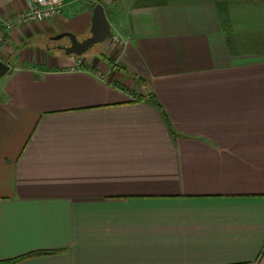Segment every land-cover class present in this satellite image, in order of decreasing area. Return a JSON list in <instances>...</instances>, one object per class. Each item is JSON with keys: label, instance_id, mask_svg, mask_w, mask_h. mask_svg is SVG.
<instances>
[{"label": "crops", "instance_id": "1", "mask_svg": "<svg viewBox=\"0 0 264 264\" xmlns=\"http://www.w3.org/2000/svg\"><path fill=\"white\" fill-rule=\"evenodd\" d=\"M96 3L110 36L65 55ZM24 7L0 0V264H264V0H68L6 29Z\"/></svg>", "mask_w": 264, "mask_h": 264}, {"label": "water", "instance_id": "2", "mask_svg": "<svg viewBox=\"0 0 264 264\" xmlns=\"http://www.w3.org/2000/svg\"><path fill=\"white\" fill-rule=\"evenodd\" d=\"M111 25L106 18L103 5L96 3L92 9L89 33L83 38H78L70 31H62L51 37L53 40H59L67 37L69 43L66 45L58 44L57 48L61 49L65 55L81 56L92 45L102 42L110 36ZM9 69L7 63L0 61V76L4 75Z\"/></svg>", "mask_w": 264, "mask_h": 264}, {"label": "built area", "instance_id": "3", "mask_svg": "<svg viewBox=\"0 0 264 264\" xmlns=\"http://www.w3.org/2000/svg\"><path fill=\"white\" fill-rule=\"evenodd\" d=\"M68 0H24L25 7L19 13L10 16L4 22L5 28L9 29L15 25L25 24L34 21H42L60 14ZM117 40L116 36H112ZM5 38L0 31V52Z\"/></svg>", "mask_w": 264, "mask_h": 264}, {"label": "trees", "instance_id": "4", "mask_svg": "<svg viewBox=\"0 0 264 264\" xmlns=\"http://www.w3.org/2000/svg\"><path fill=\"white\" fill-rule=\"evenodd\" d=\"M150 99L153 100L154 102H156V100L154 99V97L152 95H149ZM43 252H35V253H31V254H28V255H25V256H22L21 258L23 257H26V256H31V255H36V254H42ZM11 261H14V260H11ZM10 261H7V262H4L5 264L6 263H9Z\"/></svg>", "mask_w": 264, "mask_h": 264}, {"label": "rangeland", "instance_id": "5", "mask_svg": "<svg viewBox=\"0 0 264 264\" xmlns=\"http://www.w3.org/2000/svg\"><path fill=\"white\" fill-rule=\"evenodd\" d=\"M64 42H65V40H64ZM67 42H68V41H67ZM50 43L53 44V42H50ZM99 44H101V42L92 45V46L87 50V52H91V51L93 52Z\"/></svg>", "mask_w": 264, "mask_h": 264}]
</instances>
